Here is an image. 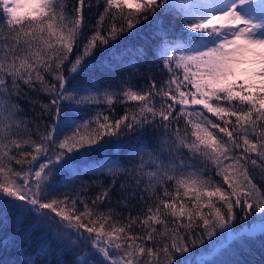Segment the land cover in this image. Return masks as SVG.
<instances>
[{
    "label": "snow or ice",
    "instance_id": "1",
    "mask_svg": "<svg viewBox=\"0 0 264 264\" xmlns=\"http://www.w3.org/2000/svg\"><path fill=\"white\" fill-rule=\"evenodd\" d=\"M127 2L0 0V220L12 216L17 230L28 221L39 253L55 254V264H192L189 244L228 229L237 210L255 222L232 240L264 234V189L249 171L264 175V0H135V13L102 27L111 7ZM85 8H103L91 33ZM165 13L179 31L156 34L159 82L151 64L140 72L142 46L100 62L111 71L123 67L115 57L134 59L148 81L139 90L133 73L111 91L78 80L96 52L145 21L162 24ZM42 91L50 103H40ZM114 98L138 103L119 117L62 115ZM109 148L125 152L123 166ZM96 153L106 155L91 159ZM181 192L189 201L177 203ZM133 202L143 205L136 216Z\"/></svg>",
    "mask_w": 264,
    "mask_h": 264
},
{
    "label": "trees",
    "instance_id": "2",
    "mask_svg": "<svg viewBox=\"0 0 264 264\" xmlns=\"http://www.w3.org/2000/svg\"><path fill=\"white\" fill-rule=\"evenodd\" d=\"M103 4L106 5V0H101ZM95 3V0H93ZM136 5L128 6L124 3H119L114 5L109 9V12L105 15V20L101 22L102 27L109 28L115 23H121V17L127 15L129 13H135ZM86 21L88 22L89 28L88 31L91 33L93 31L92 26L96 25L99 21V15L104 14L103 8L95 9V8H85L83 10ZM169 14H161L159 19L163 21L162 24H158L156 20H152L150 22L145 21L141 25H137L134 28L133 35H123L120 37L119 42L116 45V48L113 49L111 45L106 46L105 51H98L95 54V67L89 68L85 73L81 74L78 77V80L81 83H89L95 82L100 86V90L103 91V86L106 84H112L113 88L109 89L115 90L116 85L115 81L119 80L122 75L127 76L129 73H133L132 75V86L139 90L145 84L148 83L147 80L138 77L135 74V70L131 68V64H135L136 61L131 59L128 63H125L121 60L120 57H115L112 60L114 64L116 60H120L123 67H114L111 71H108L107 68L101 70L100 62L104 61L105 65L109 63V58L113 56L114 52H118L124 48L136 49L141 46L144 49H147L148 55L145 57L144 63L140 64V72H144L146 67L151 64L153 67V72L156 76L157 82H159L162 77L159 72L155 69V64L153 63V52L155 47L158 44L157 33L159 28L170 29L172 35H176L179 31V23L174 19V17ZM115 17L113 20L112 17ZM169 19L167 20V18ZM175 20V22H174ZM171 26V27H170ZM75 51V50H74ZM125 55H128L127 53ZM134 55V53H132ZM51 80V77H47ZM167 78V73L165 72L164 77ZM182 78V77H181ZM55 83V81H52ZM47 92L38 93V98L40 103H50L48 100ZM122 98V97H121ZM21 103L25 104L27 108V104L24 101ZM138 102L127 101L125 100L123 103H120V100L114 98L113 105L109 106L107 104H100L94 106V111L89 113L87 111H79L73 113L71 109H64L62 115L66 117H70L72 119H89L90 117H95L97 112L103 114L114 115L116 117L124 115V109L127 107L130 111L135 108ZM37 110L40 108V104L36 105ZM179 107V106H177ZM216 120V118H212ZM219 122V121H217ZM95 127V125H93ZM67 129L61 130V135L66 134ZM126 151V150H125ZM113 153L119 154V162L121 166H123V162L126 160L125 152L120 151L119 148H109L107 151L108 156H112ZM105 153H96L93 154V160L98 157L106 155ZM42 158H38V161ZM252 172V179L254 183L257 184L258 187L264 189V175H262L259 169ZM63 179V177H61ZM95 179H104L103 177L96 176H82L81 180L83 181H92ZM219 179V178H217ZM222 182V181H221ZM79 183V181L77 182ZM174 193V188L169 189ZM62 191H66V189H62ZM163 190H160V194L162 195ZM94 193H90L89 195H93ZM182 200H178L179 202H187L190 197H183V193L181 192ZM115 203V201H113ZM190 206V204L188 205ZM141 207H143L142 203L133 202V205L130 208L131 215L136 216ZM118 211L122 212L124 216L128 215V210L126 209H118ZM146 212V208H144ZM141 218H144L141 216ZM255 222V217L249 215L245 217L242 213H239L237 210V216L235 221L229 226L226 230H218L219 236L208 238L205 237L203 243L198 242L195 245L189 244L190 252L186 253L192 264H200L201 261L204 264H264V234L256 233L252 237H245L239 240H232L231 234L237 233L234 231L236 228H245L251 226V224ZM28 221H25L24 225L21 226L20 230H17V225L14 222L12 216H8L7 219L0 220V264H24L26 259H33L36 264H55L56 255L49 254L47 256H42L38 247L40 245L39 232L31 231L28 229ZM158 228L161 226L157 225ZM142 231V227L133 226L132 232L139 233ZM31 232L29 235L28 233ZM65 260L71 259L70 255L64 256Z\"/></svg>",
    "mask_w": 264,
    "mask_h": 264
},
{
    "label": "rangeland",
    "instance_id": "3",
    "mask_svg": "<svg viewBox=\"0 0 264 264\" xmlns=\"http://www.w3.org/2000/svg\"><path fill=\"white\" fill-rule=\"evenodd\" d=\"M124 4H126L128 6L136 5L135 0H128V2L127 3H124ZM168 16L170 17L171 15H168ZM169 17L167 18V20L169 19ZM174 22H175V20H174ZM196 107L198 108L199 106H196ZM205 115H208V114L205 113ZM212 118H215V117H212ZM63 135L64 134L61 135V138H63ZM225 187H227V186L225 185ZM204 211H208V209H204ZM248 227H250V226H248ZM234 231L235 232H240L241 231V228H236V229H234ZM216 236H219V234H217Z\"/></svg>",
    "mask_w": 264,
    "mask_h": 264
}]
</instances>
